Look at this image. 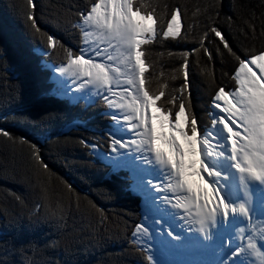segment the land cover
<instances>
[{
    "label": "trees",
    "instance_id": "trees-1",
    "mask_svg": "<svg viewBox=\"0 0 264 264\" xmlns=\"http://www.w3.org/2000/svg\"><path fill=\"white\" fill-rule=\"evenodd\" d=\"M35 2L41 30L54 35L65 49L81 54L79 14L90 0ZM142 2L151 5L159 17L158 32L166 27L172 9H181L178 37L161 36L141 47L150 94L163 89L169 98L180 95L182 52L197 46L209 23L237 48L247 52L264 48V0H222L218 9V0ZM27 11V0H0V49L4 50L0 56V128L12 137L0 134V264H150L148 252L132 241L144 202L131 190L129 175L113 174L108 164L79 143L95 140L109 128L110 123L102 118L104 109L98 103H72L54 93L50 68L60 63L64 52L58 49L51 54L31 34ZM204 46L223 50L219 38L210 32ZM193 60L196 79L191 75ZM189 61L193 110L207 123L214 90L220 86L234 90L230 68L235 61L227 54L214 55L209 61L203 50L189 56ZM172 108L174 114L178 108L175 104ZM20 137L38 144L48 171L34 170L29 147Z\"/></svg>",
    "mask_w": 264,
    "mask_h": 264
},
{
    "label": "snow or ice",
    "instance_id": "snow-or-ice-1",
    "mask_svg": "<svg viewBox=\"0 0 264 264\" xmlns=\"http://www.w3.org/2000/svg\"><path fill=\"white\" fill-rule=\"evenodd\" d=\"M219 3L222 0H218L215 8L218 9ZM27 5L26 20L31 34L39 37L51 54L55 55L58 49L64 52L60 63L53 67L65 94L76 97L92 94L90 102L102 106V118L111 124L99 138L81 139L79 143L97 158H115L116 164L141 178V190L146 187L151 190L143 192L142 219L132 231L133 243L152 252L148 256L151 264H177L154 259L158 238L166 236L179 241L183 235L191 237L195 233L207 243L233 215L244 217L246 223L235 229L234 237L225 238L224 247L228 251L221 264H243L240 258L245 256L264 258V252L260 251L264 243L258 248L256 234L250 233L247 227L254 218L251 183L259 182L264 189V48L257 52L237 48L218 27L209 23L197 46L182 52L180 95L169 98L163 89L151 94L146 90V59L142 58L145 53L141 47L161 36L174 40L180 35L179 7L172 9L166 27L161 26L158 32L159 17L152 6L142 0H90L79 14L82 43L78 51L82 54L78 55L70 48L65 49L54 35L41 30L35 17V0H27ZM85 27L93 31H86ZM209 32L219 38L223 50L217 47L210 51L204 46ZM89 36L96 39L88 40ZM201 50L209 61L214 55L224 57L225 54L235 61L230 68L234 90L226 91L223 86L214 90L208 107L209 116L214 114L215 118L207 123L193 110L191 99L189 56L199 55ZM3 53L0 49V56ZM196 67L193 60V79H196ZM67 81L71 83L65 87ZM173 104L178 108L174 114ZM0 134L12 138L3 128ZM20 142L28 145L34 170L48 171L38 144L24 137H20ZM209 158H225L237 172L239 186L235 200L226 199L221 187L210 182L209 178L219 173L208 166ZM151 168L165 175L163 188L159 178L151 175ZM192 175L199 176L203 185L194 186L189 179ZM67 188L71 189V184H67ZM193 208L196 209L194 215ZM98 211L103 216L102 210ZM150 214L159 219L146 226ZM178 219L182 222L180 227L187 228V234L177 233L172 226ZM259 239L264 241V231L259 233ZM169 249L162 243L161 255Z\"/></svg>",
    "mask_w": 264,
    "mask_h": 264
},
{
    "label": "rangeland",
    "instance_id": "rangeland-1",
    "mask_svg": "<svg viewBox=\"0 0 264 264\" xmlns=\"http://www.w3.org/2000/svg\"><path fill=\"white\" fill-rule=\"evenodd\" d=\"M85 30L86 31H89V32H92L93 30L92 29H89L87 27H85ZM96 39L95 36H89L88 37V40H94ZM101 47H105V45L101 44L100 45ZM85 51H87V49H85ZM39 53H43V54H47V52H41L39 51ZM82 54V53H81ZM116 65H113V67H115ZM54 67L50 68V70L52 71V82L55 84V91L54 93L59 96H61L62 98H65V99H68L70 102H75V101H85L86 103H91V97H92V94H89V93H85L84 96H79V99L78 97L76 96H72L71 94H65L64 92V88L62 86L59 85V82L57 80V75H55L54 73V70H53ZM71 82L70 81H67L66 84H65V87H67L68 84H70ZM81 97V98H80ZM212 118H215L214 114L211 116V119ZM227 118V117H226ZM71 127H75L74 125L71 126ZM111 127V125H110ZM212 135H215V133H212ZM222 135V134H221ZM216 142L213 141V144H215ZM100 159H102L103 161L106 162V159L104 157H99ZM114 159L115 158H112L111 160H109L107 163L109 164H113L116 169L113 167V170H112V173L113 174H119L120 172H123L122 170L126 171V168H122V166L116 164L114 162ZM116 165H115V164ZM206 163L208 164V166L210 168H214L218 173L219 175H214L212 177H210V182H215L217 183V185L219 187H221L222 189V193H228L227 190L229 189H233V196H237L238 195V192H237V188H236V185L234 183V180L239 176L237 174V172L232 168L230 162L228 160H226L225 158H209ZM129 172V170H128ZM151 174L153 176H156L153 171H151ZM195 177H199L197 175H192L189 177L190 180H192L194 186L197 184L196 181H194V178ZM135 178V177H133ZM137 178V181L139 183V180L141 178L139 177H136ZM165 178V176H164ZM132 179V178H131ZM135 180V179H133ZM160 182V181H159ZM161 184V183H160ZM253 183H251V186H252ZM136 185H139V184H136ZM198 185V184H197ZM201 185H203V181L201 180ZM138 187V186H137ZM164 185H161V188H163ZM136 188V186L134 187V189ZM144 191H147L150 193V188L146 187L145 189L141 190L140 194H141V197L143 195V192ZM196 212V209L193 208L192 209V214L194 215ZM142 219V218H141ZM159 219V217L157 215H154V214H150L148 216V222L146 223V226H150L151 224L155 223V221ZM264 220L260 219V218H256L252 221V223L248 226V229H249V232L250 233H255L256 236H257V239L255 240V243L258 245V244H261L262 241L261 239H259V233L261 231H264ZM180 223L181 222H178L176 224H173L172 226L175 228V230L177 229L179 232L177 233H181L182 235L183 234H187V228L186 227H180ZM228 223L231 224V227L233 228H237L238 227V222L235 221V220H232L231 217L229 218L228 220ZM226 227V224H221L220 227L218 228L219 230H217L215 232V236L217 237H224L225 234H222L220 232V229ZM181 228V229H179ZM184 229V230H183ZM154 231V230H153ZM194 236H191V237H198V235H195L193 233ZM189 236L187 235H183V238L181 240H179V242H175L172 241V240H169L166 236L163 237V238H158L157 239V250H155V256H154V259H158V260H169V261H175L177 262V264H212L214 263L212 261V259H215L217 261H220V263L216 262L217 264H221V261L226 258L225 256L227 255V251L224 247V244H225V241H220L218 244H216L215 248L210 250V249H202V247L204 246V242L203 241H199L198 243H200V246L194 244L193 246H190L192 245L193 243L191 242L190 245H188V243L190 242V238ZM231 237H234V235H232ZM188 238V239H187ZM188 241V242H187ZM260 241V242H259ZM143 241H141L142 243ZM160 242V245H158ZM167 244V246L170 248L164 255H161L160 253V246L161 244ZM233 244L235 246L236 244V241L235 239H233ZM198 246L199 248H197V251H194V250H191L190 252V249L188 251V247L190 248H194ZM233 246V247H234ZM204 248V247H203ZM149 255H152V252H150L146 247L144 248ZM225 251V252H224ZM210 257V258H209ZM255 257H253L252 259H250V257H241L240 260H242L243 264H253V263H256L257 260L255 259ZM255 261V262H254ZM215 263V264H216ZM150 264H151V261H150ZM234 264H237V262H234Z\"/></svg>",
    "mask_w": 264,
    "mask_h": 264
},
{
    "label": "bare ground",
    "instance_id": "bare-ground-1",
    "mask_svg": "<svg viewBox=\"0 0 264 264\" xmlns=\"http://www.w3.org/2000/svg\"><path fill=\"white\" fill-rule=\"evenodd\" d=\"M157 22V21H156ZM53 70H54V68H53ZM55 73V72H54ZM55 75H57L56 73H55ZM5 93V92H4ZM81 98V97H80ZM78 99H79V97H78ZM66 101V100H65ZM5 105V104H4ZM3 105V106H4ZM19 111V110H18ZM16 114H17V112H16ZM15 114V115H16ZM24 124V123H23ZM111 124H109V126H110ZM13 128V127H12ZM8 131V130H7ZM12 133V132H11ZM2 136V135H1ZM2 146H3V144H2ZM106 158H108V157H106ZM5 163V162H4ZM10 163V162H9ZM12 170V169H11ZM123 172H125V173H127L128 174V169L126 168V171H124V170H122ZM9 172V171H8ZM156 172H159V170L157 169L156 171H153V173L155 174ZM9 175V174H8ZM156 175V174H155ZM2 176V175H1ZM165 175L162 173V176L160 177V178H163ZM16 177V176H15ZM1 178V177H0ZM6 178V177H5ZM4 179V178H3ZM8 179V178H7ZM12 180V179H11ZM5 181V180H4ZM194 181H196L197 182V184L198 185H201V179H200V177H195L194 178ZM67 182V181H66ZM6 183V182H5ZM234 183H235V185H236V188L238 189V186H239V178L237 177L235 180H234ZM253 184H252V186H251V191H252V193H253V202H252V206H251V214L254 216V218L252 219V221L254 220V219H256V218H260V219H262V220H264V189H262L261 188V186H260V184H259V182H255V181H253L252 182ZM10 184V183H9ZM196 184V185H197ZM2 186V185H1ZM12 188V187H11ZM22 190V189H21ZM1 192V191H0ZM22 192V191H21ZM227 192L228 193H222L221 192V194L222 195H224L225 196V198L226 199H228V200H235L236 198H237V196H233V189H229V190H227ZM24 193V192H23ZM26 194V193H25ZM13 199V198H12ZM19 199V198H18ZM26 200V199H25ZM27 200H28V198H27ZM16 202V201H15ZM28 202V201H27ZM17 203V202H16ZM29 203V202H28ZM23 205H24V203H23ZM14 206V205H13ZM18 207V206H17ZM26 208H29V207H27L26 206ZM22 209H24V208H22ZM15 210V209H14ZM17 210H19V209H17ZM17 210H15V211H17ZM27 210H29V209H27ZM29 212V211H28ZM19 213H21V212H19ZM22 214V213H21ZM28 214V213H27ZM26 217V216H25ZM28 217V216H27ZM26 217V218H27ZM231 219L232 220H235V221H237L238 222V226H244V224L246 223V221H245V218L244 217H242V216H240V215H233V216H231ZM178 222H181V221H179V219L177 220ZM182 223V222H181ZM264 223V222H263ZM249 225H247V227H248ZM179 229H181V228H179ZM184 230V229H183ZM219 230V229H218ZM176 231L177 232H179L177 229H176ZM220 232L222 233V234H225V236L224 237H217V236H215L214 235V238L210 241V242H204V248L202 247V249L204 250V249H210V250H212V249H214L216 246V244H218L221 240L222 241H225V238L226 237H231L232 235H235V228H233V227H231V224L230 223H228L227 222V224H226V227H224V228H222V229H220ZM195 234V233H194ZM195 235H197V234H195ZM192 236H194L193 234H192ZM188 239V238H187ZM199 241H202L200 238H199V236L198 237H196V238H194V239H192L189 243H188V245H190L191 244V242L192 243H194V244H196V245H198V242ZM221 241V242H222ZM175 242V244H176V242H179V241H174ZM188 242V241H187ZM260 242V241H259ZM180 243V242H179ZM262 243H264V242H262ZM261 243V244H262ZM261 244H258L257 245V247L258 248H260V245ZM190 246H192V245H190ZM198 246H200L201 247V245H198ZM189 248L190 247H188L187 249H188V251H189ZM191 250H193L192 248H190V252H191ZM227 251V250H226ZM260 251L261 252H264V248H260ZM225 252V251H224ZM253 257H255V259L257 260V262L256 263H253V264H262V260H264V258H262V257H260V256H252V257H250V259H252ZM210 258V257H209ZM254 259V260H255ZM212 261L214 262V263H212V264H215L216 262L218 263H220V261H217L216 259H215V257H214V259H212ZM255 262V261H254ZM216 263V264H217ZM199 264V263H198Z\"/></svg>",
    "mask_w": 264,
    "mask_h": 264
}]
</instances>
